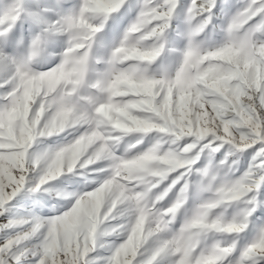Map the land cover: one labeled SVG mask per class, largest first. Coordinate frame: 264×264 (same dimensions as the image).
<instances>
[{
    "label": "snow or ice",
    "instance_id": "obj_1",
    "mask_svg": "<svg viewBox=\"0 0 264 264\" xmlns=\"http://www.w3.org/2000/svg\"><path fill=\"white\" fill-rule=\"evenodd\" d=\"M125 6L133 7L127 0H0V229L13 224L6 213L22 189L36 192L62 171L72 180L74 169L106 177L92 191L70 193L75 202L62 214H30L26 227L6 232L0 264H155L163 252L175 258L172 264H264V0H245L230 17L226 40L212 50H202L193 37L211 23L216 0H190L187 20L199 22L188 32L174 76L159 79L148 65L161 54L165 30L182 5L142 0L119 45L95 61L102 69L90 81L94 39ZM231 7L225 2L220 10ZM21 21L28 22L25 35L39 31L28 54L17 57ZM59 36L67 42L60 62L34 71L33 58ZM68 129L76 138L45 157L38 182L29 186L37 162L26 156L35 138ZM130 133L138 134L136 144L154 133L155 143L130 159L114 155ZM100 161L109 162L106 171ZM221 169L232 175L214 185ZM190 189L213 194L177 235L145 257V244L170 224ZM170 192L175 200L161 203ZM230 202L244 205L231 221L209 218ZM120 205L129 222L111 231L121 229L126 239L108 246L105 256L97 251V230L117 218ZM202 233L219 238L200 249ZM241 233L258 235L241 243Z\"/></svg>",
    "mask_w": 264,
    "mask_h": 264
},
{
    "label": "rangeland",
    "instance_id": "obj_2",
    "mask_svg": "<svg viewBox=\"0 0 264 264\" xmlns=\"http://www.w3.org/2000/svg\"><path fill=\"white\" fill-rule=\"evenodd\" d=\"M41 2L51 3L52 0H41ZM71 2L73 4H78L79 0H71ZM189 2L190 0H180L182 7H177L174 10L173 18L170 21V27L165 30L164 48L161 51V54L148 65V71L154 78L159 79L162 76H174L182 62V54L188 45V32L199 22L198 17L191 22L187 20V5ZM225 2L232 7L222 13L220 10L221 5ZM244 2L245 0H216V7L213 9L214 15L211 23H209L203 31L193 37V41L198 44L202 50H212L221 46L227 38L226 29L230 17ZM139 3H142V0H127V4L133 5V7L128 9L127 6H125L118 12L113 13L106 22L103 30L95 37L93 48L90 51V57L93 58L92 70H90L88 75L90 81L97 79V73L102 69V65L96 64L95 61L107 59L111 51L119 45L124 32L135 22L139 11V8L137 7ZM19 23L21 26L19 38L22 39V43L18 46H14L16 48L14 55L22 57L28 54L30 40L39 29H33L25 35L24 26L27 25L28 22L21 21ZM142 43L151 44L152 41ZM66 46L67 42L65 36H59L55 40H50L47 44L43 45V51L33 58L30 67L34 71H42L54 67L60 62L61 53L65 50ZM3 78L4 74L0 73V79ZM2 92L3 89H0V93ZM76 135L77 133L75 131L68 129L64 132L54 133L51 136L35 138L26 156V159L29 161L34 160L37 162L36 170L29 174V186H31L32 183L38 182L40 167H46L45 157L55 150H58L59 147L66 146L76 138ZM136 135L138 134L130 133L123 137L116 145L113 154L130 159L137 154V149L140 152H143L155 143V140L153 139L154 133L144 134V139L140 144H136ZM129 144H134L136 147L129 149V151L126 152L125 149L128 148ZM213 162L218 163L215 158ZM98 164L100 168L105 171L109 168L108 161H100ZM73 171L76 175L72 176V180L65 179V176H71V173L62 171L59 176L52 180L45 181L44 185H41L40 190L36 192L28 193L27 188L22 189L21 192L9 202L11 207L6 215L13 220V224L6 230L0 229V239L5 238L6 232H19L21 228L26 227L27 225L23 222L25 220H30V214H35V216L41 218H51L62 214L64 211L70 209L75 202L76 197L69 195L70 193L79 195L84 192L92 191L95 187L99 186V183L103 182V179L106 178L104 172L92 171L91 169H89L87 173L81 169H74ZM231 175V173L225 175V170L221 169L219 173H217V179L213 181V184H218L221 177L227 180ZM235 175L238 176L239 171H237ZM73 181H78V183H74ZM212 194V192H201L197 194L190 189L185 202L182 204L181 208L177 210L170 224L160 233H156L149 238L144 249H142L144 256L151 255L152 251L161 246L163 242L170 240L177 235L184 223L191 219L200 204L211 198ZM175 198V194L170 192L169 196L165 198V201H162L161 203L167 205L174 201ZM124 207V205L118 206L120 212L117 213V218L115 220H107L98 227L97 251L105 256L109 254L106 251L108 246L119 244L126 239V235L121 229H117L116 232L111 231L116 225H127L129 222L130 217L127 212L123 211ZM243 207L244 205L242 203L230 202L211 210L209 218L216 219L219 217L222 222H228L231 221L233 216H235ZM43 230L45 229L42 227L41 231ZM105 233L110 234L105 235ZM240 235L245 237V239L240 242L246 243L257 237L258 233H252L250 235L241 233ZM218 238L219 234H216L214 237L212 233H202L197 237L198 248H208L214 242V239ZM34 239L35 238L33 237V240ZM24 243L27 244L29 241H25ZM101 245L103 247H101ZM174 259L175 258L170 253L163 252L157 257L155 264H172Z\"/></svg>",
    "mask_w": 264,
    "mask_h": 264
},
{
    "label": "trees",
    "instance_id": "obj_3",
    "mask_svg": "<svg viewBox=\"0 0 264 264\" xmlns=\"http://www.w3.org/2000/svg\"><path fill=\"white\" fill-rule=\"evenodd\" d=\"M180 5H181V3H180ZM179 8H181V6H178Z\"/></svg>",
    "mask_w": 264,
    "mask_h": 264
}]
</instances>
